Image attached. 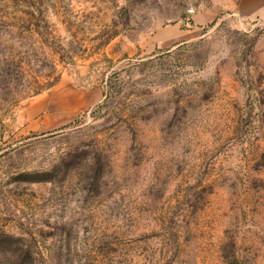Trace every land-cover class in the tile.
<instances>
[{
  "label": "rangeland",
  "instance_id": "rangeland-1",
  "mask_svg": "<svg viewBox=\"0 0 264 264\" xmlns=\"http://www.w3.org/2000/svg\"><path fill=\"white\" fill-rule=\"evenodd\" d=\"M0 264H264V0H0Z\"/></svg>",
  "mask_w": 264,
  "mask_h": 264
},
{
  "label": "crops",
  "instance_id": "crops-1",
  "mask_svg": "<svg viewBox=\"0 0 264 264\" xmlns=\"http://www.w3.org/2000/svg\"><path fill=\"white\" fill-rule=\"evenodd\" d=\"M196 31V29H189L187 31L184 32L185 35H187L189 38L191 37H194L193 36V33Z\"/></svg>",
  "mask_w": 264,
  "mask_h": 264
}]
</instances>
